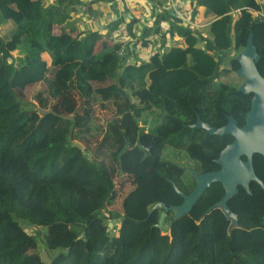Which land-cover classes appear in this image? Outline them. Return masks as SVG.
I'll return each mask as SVG.
<instances>
[{"label":"trees","instance_id":"trees-1","mask_svg":"<svg viewBox=\"0 0 264 264\" xmlns=\"http://www.w3.org/2000/svg\"><path fill=\"white\" fill-rule=\"evenodd\" d=\"M72 2L0 0V28L12 25L0 33V264H46L34 251L29 225L47 226V246L66 249L49 264H264V187L258 182L250 183V192L240 186L229 200L236 225L221 208L208 211L225 194L221 182L170 228L176 211L168 212L161 229L164 208L154 209L161 202L181 204L171 181L189 194L196 186L190 169H219L216 159L234 141L231 134L193 127L199 117L215 127L230 115L238 126L246 123L253 93L238 91L244 79L237 84L222 76L237 74V54L252 33L264 76V19L249 10L258 3L199 0L214 17L204 30L182 28L184 45L128 63L110 32L54 31L70 18ZM127 28L134 37V23ZM206 31L211 41L201 46ZM46 53L57 79L35 94V103L25 90L50 72ZM99 74L112 84L93 88L90 78ZM75 92L112 100L116 116L95 128V104L78 105ZM145 112L155 115L148 132L147 118L140 117ZM167 147L182 161L168 159ZM183 151L194 165L183 162ZM109 158L137 184L123 202L117 235L108 230L116 219L107 206L116 198ZM254 166L264 183L263 155H254Z\"/></svg>","mask_w":264,"mask_h":264},{"label":"water","instance_id":"water-1","mask_svg":"<svg viewBox=\"0 0 264 264\" xmlns=\"http://www.w3.org/2000/svg\"><path fill=\"white\" fill-rule=\"evenodd\" d=\"M260 53L254 42L253 33L249 36L247 46L237 54V60L240 67L237 70L238 77H244L245 80L238 87V91L246 94L253 93L251 109L246 116V123L238 126L234 116H228V123L221 127L212 126L205 122L201 117L193 127L206 129L211 135L231 134L234 141L227 144L220 152L216 162L220 168L214 171L198 173L193 169L196 186L192 192L186 194L174 181H171L174 189L183 197V202L179 205L167 206L161 202L156 204L155 208L162 207L158 226L163 229L164 220L170 210H175L173 220L168 223L169 228L173 222L184 214L189 213L197 200L202 196L207 188L215 182H221L225 188L224 196L216 203L211 205L208 211L214 208H221L226 216L232 219V225L238 224V216L231 209L229 200L239 192L242 186L250 192V183L258 182L264 187L263 181L257 175L254 166V155L259 153L264 156V76L256 66ZM140 145V141L138 143ZM246 156V159L243 158ZM113 222L109 223L110 231Z\"/></svg>","mask_w":264,"mask_h":264},{"label":"rangeland","instance_id":"rangeland-1","mask_svg":"<svg viewBox=\"0 0 264 264\" xmlns=\"http://www.w3.org/2000/svg\"><path fill=\"white\" fill-rule=\"evenodd\" d=\"M50 1H54V0H46V2H50ZM106 10H101L100 14H103ZM200 11L201 14L198 16V21L199 22H204L205 19H208V17L210 19H212V15L208 14L207 17V11L206 9L200 5ZM139 19V18H138ZM131 20V18H130ZM138 23L143 26V24L137 20ZM64 26H59L56 25L54 26V31L56 32H61L64 31ZM10 28H12L11 24H8L2 28H0V33L5 36L8 31L10 30ZM167 45L168 46H174L175 44H170L168 41ZM182 46V45H180ZM156 49H160V46H157ZM144 55L147 56V58L149 59V57H152L155 52V45H149L145 47L144 50ZM15 54V57L17 59H20L21 57H23V53L20 51H14L13 52ZM44 58L46 60H48L49 58L48 56L45 54ZM51 61V59H50ZM49 65L51 67L50 72L48 73V75L46 76V78L40 82V83H36V84H32L29 85L26 90H25V94L28 96V98H30L32 101H34L36 103L35 100V94L40 91L43 87H47L50 86V84H53L54 81H56L57 79V68L53 67V65L49 62ZM22 69L25 70L24 67H22ZM27 73H24L22 75L23 79H26ZM89 79V78H88ZM223 80L226 81H231L232 83H237L240 84V82H242V80L245 78L244 77H238V74H236L235 72H233L230 75H223L222 76ZM90 82L93 85V88H98V87H102V86H109L110 84H112L113 80L110 79H104L103 75L99 74V75H94L92 78H90ZM97 95V94H96ZM75 96L78 102V105H82L84 103V101H88L90 104H95L94 105V109H95V118H94V127L97 126L99 128L101 127H105L107 125V123L109 121H111L115 116H116V109L114 107V103L112 100L109 101H105V103H102L103 99L100 96H97V100L94 101V96L93 95H83L81 96V94H79L78 92H75ZM141 120L143 118H147L148 120V125L145 127V129H150V126L152 125L155 115L154 113L151 112H145L144 114H142ZM143 122H140V125L143 126ZM96 128V127H95ZM84 147V145H83ZM93 149L96 148V145L92 146ZM170 148L167 147L164 152L165 155L169 156L168 159L173 160V161H182L181 155L178 158L177 156H173V154H169L170 152ZM91 152V151H90ZM183 153V162H186L188 166L190 165H194V161L193 160H189V157L187 156V153L185 151L182 152ZM90 156H92L91 153H89ZM107 162L110 164L111 167L115 168V185H116V198L114 201L109 202L108 203V208L110 210H112L114 212V217H116V219L114 220L113 226L111 227V229H113L112 231V235H117L118 231H119V227L122 221V217H123V202L126 198V196L135 189L136 187V180L132 175H128V174H122L116 161L115 160H111L110 158L107 159ZM168 227V226H167ZM28 229H30V231L33 233V235L35 236L36 240H37V247L34 250L35 252L39 253L42 260L46 263L49 264L53 261V259L60 254L61 252H65L66 249L64 248H55V249H51L47 246V243L45 241V237L44 235L47 234V230L48 227L47 226H37V225H29L27 227ZM39 228L43 229L44 234H42L41 236H38V231ZM110 229V230H111Z\"/></svg>","mask_w":264,"mask_h":264},{"label":"built area","instance_id":"built-area-1","mask_svg":"<svg viewBox=\"0 0 264 264\" xmlns=\"http://www.w3.org/2000/svg\"><path fill=\"white\" fill-rule=\"evenodd\" d=\"M87 1L88 0H74L71 5V13H73L77 18L80 19V24L86 31H93L97 28L101 29L100 27H107L112 40L116 43L121 44L119 53L127 56L128 63H135L137 61L135 60L134 56L138 54L143 47H146L143 45V39L145 38L147 40H151L150 37L153 33L157 35V39L154 45L156 47L158 44L160 45V49L157 50L154 54H163L168 50V48L165 47L166 41H168L170 44L175 45H184L185 43L184 39H175V34L177 32L174 29V34H171L168 38L166 36L167 34L165 28H156L158 22L155 18L152 17V15L149 18L147 17V14L145 13L146 8L141 3H136V6H138L139 9L143 10V12L137 17H130L128 16V14L121 15L119 12L114 11L112 13H108L105 18L93 17V19L87 21L86 18L88 16L86 12L89 13L90 8L93 5L90 2L87 3ZM123 1L126 4V0ZM255 1L258 3H256L258 7L249 6V10H251V14L254 18L262 20L264 19V9L262 8L264 0ZM100 2L103 4L105 3L104 1ZM168 4L170 6V9L172 10V17L175 19V21L186 25L191 31H202L203 28L207 27L211 23L209 19H205V21L202 23L198 21V16L201 14L199 0H168ZM107 5V3L104 4V6ZM154 6L156 7L157 11H160V9L158 8L162 7L159 1H155ZM103 19L104 22L102 21ZM137 20H139L143 24V26H141ZM111 22L116 23V26L114 28H112V26H106ZM131 22L134 23V37L130 35L127 28L128 23ZM205 39L206 34L203 33V35L200 37V43L203 45L206 44Z\"/></svg>","mask_w":264,"mask_h":264},{"label":"crops","instance_id":"crops-1","mask_svg":"<svg viewBox=\"0 0 264 264\" xmlns=\"http://www.w3.org/2000/svg\"><path fill=\"white\" fill-rule=\"evenodd\" d=\"M71 1H74V0H71ZM100 1H104L108 5L104 6L105 3L103 4ZM155 1H159L161 3L162 7L161 8L157 7L158 9H160V11H157L156 7L154 6V2ZM88 2H90L93 5L90 8L89 13L86 12V14L88 16L86 18L87 21H90L91 19H93V17H103V18H105L108 13H112L114 11L119 12L121 15H123V14L127 15L128 14V16H130V17H133V16L137 17L143 12V10L139 9V7L136 6V3H138V4L141 3L146 8V12L145 13L147 14V17L149 18L152 15V17L155 18L156 21L158 22L157 25H156V28L157 27H163V28L166 29V34H167L166 36L168 38L170 37L171 34H174L173 33V29H174L177 32L175 34V39L176 40L184 39L180 35V34H182L181 30H182V28H188L186 25L175 21V19L172 17V10L170 9V6L168 4V0H126V4L124 3L123 0H88L87 3ZM71 5L72 4H70V6H69L70 18L67 19L64 24H62V25L57 24V25H59L61 27L64 26L63 27L64 31H67V32L73 31L72 34L73 35H77L79 32L86 31V30L81 26L80 19L77 18L73 13H71ZM262 8L264 9V6H262ZM101 10H106L103 13V15L100 14ZM208 14H210V13H207V17H208ZM208 19L210 21H213L214 20L213 15H212V19H210L209 17H208ZM102 21L104 22V19ZM54 26H56V25H54ZM106 26H108V27L112 26V28H114L116 26V23L111 22V23L107 24ZM100 28L101 29L97 28L96 30H99L100 32H102V34H106L108 32L107 27L106 28L105 27H100ZM202 30H204V28ZM57 33H59V32H57ZM205 33L207 34V31ZM150 38H151V40L149 42V45L150 44L153 45L156 42L157 35L153 33ZM205 40H206V43L209 44V42L211 41L210 40V36L208 35V38H206ZM200 45L203 46V44H200ZM157 46H160V45L158 44ZM165 47L168 48V49L171 48V46L167 45V42L165 44ZM155 48H157V47L155 46ZM144 50H145V47H143L142 50L139 51V53L134 56L135 60L149 61L152 58V57H149V59H148L147 56L144 55V53H145ZM157 50L158 49H155V52ZM163 54L159 53V54H156V55L163 56ZM46 55L49 58L50 54L46 53ZM152 55H155V54H152ZM50 59L51 58H49L47 60L48 63L49 62L51 63ZM160 60H161V58H160Z\"/></svg>","mask_w":264,"mask_h":264},{"label":"flooded vegetation","instance_id":"flooded-vegetation-1","mask_svg":"<svg viewBox=\"0 0 264 264\" xmlns=\"http://www.w3.org/2000/svg\"><path fill=\"white\" fill-rule=\"evenodd\" d=\"M149 129H146V131L148 132Z\"/></svg>","mask_w":264,"mask_h":264}]
</instances>
